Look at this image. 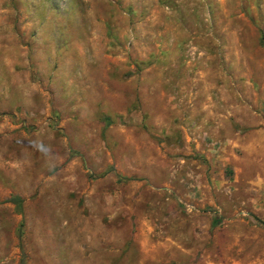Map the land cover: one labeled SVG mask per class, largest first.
Returning a JSON list of instances; mask_svg holds the SVG:
<instances>
[{"label": "rangeland", "instance_id": "rangeland-1", "mask_svg": "<svg viewBox=\"0 0 264 264\" xmlns=\"http://www.w3.org/2000/svg\"><path fill=\"white\" fill-rule=\"evenodd\" d=\"M264 0H0V264H264Z\"/></svg>", "mask_w": 264, "mask_h": 264}, {"label": "trees", "instance_id": "trees-1", "mask_svg": "<svg viewBox=\"0 0 264 264\" xmlns=\"http://www.w3.org/2000/svg\"><path fill=\"white\" fill-rule=\"evenodd\" d=\"M260 223H262V222H260ZM263 224V223H262ZM264 225V224H263Z\"/></svg>", "mask_w": 264, "mask_h": 264}]
</instances>
